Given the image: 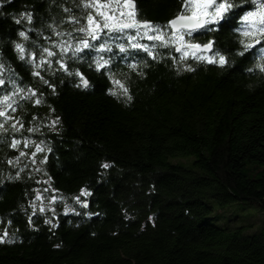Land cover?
Here are the masks:
<instances>
[{
    "label": "trees",
    "instance_id": "1",
    "mask_svg": "<svg viewBox=\"0 0 264 264\" xmlns=\"http://www.w3.org/2000/svg\"><path fill=\"white\" fill-rule=\"evenodd\" d=\"M232 2L190 38L214 41L220 65L129 41L134 29L73 56L62 48L87 38L75 31L82 0H0V264H264V220L207 221L212 200L264 216V43L245 49L254 5ZM135 4L168 35L182 11V0Z\"/></svg>",
    "mask_w": 264,
    "mask_h": 264
},
{
    "label": "snow or ice",
    "instance_id": "2",
    "mask_svg": "<svg viewBox=\"0 0 264 264\" xmlns=\"http://www.w3.org/2000/svg\"><path fill=\"white\" fill-rule=\"evenodd\" d=\"M254 5L253 10H250L244 14L242 20L244 21V31L242 35L248 38L251 42L245 43V49H251L256 44L264 43V0H250ZM83 7L90 9L85 17V26L75 29V31L84 33L87 38L80 39L75 45L67 44L62 48V51L67 53L72 52L73 56L81 53L84 49L95 48L96 46L90 41L101 40V34L105 33H126L127 30H136L137 35L143 31V36L148 40H155L161 43V46H175V51L182 53V59H187L189 56L196 60L205 61L210 64L218 63L224 65L227 63L226 57L220 55L218 52L213 51L214 41H208L205 44L194 43L192 38L194 33H198L201 29L207 28L208 25H215L227 18V14L233 10L235 4L232 0H182V11L175 18L168 22L165 26L171 30L168 35L164 29L158 25H152L148 21H141L137 19V11L135 0H82ZM65 11H70L65 9ZM25 19L31 21V14L25 16ZM74 22H79L75 17L71 18ZM19 23V21H17ZM154 33L149 35V33ZM59 35V33H58ZM71 35V34H69ZM20 36L27 39L26 33L21 32ZM188 37L189 39H186ZM136 35H129V41H135ZM132 48H143L144 51H149L147 45L138 43H130ZM16 49L20 53V58L24 59L25 48L22 44H16ZM119 50L124 52L126 49L123 44L118 45ZM48 57L56 55L53 51L45 48L43 50ZM97 51H111V47L105 43H101ZM264 51V49H262ZM211 53V55H206ZM33 61L35 57L33 56ZM44 63H50V61H41L37 67H41ZM108 60L96 61V68L100 70L108 65ZM3 65H0L2 69ZM60 67L67 71L66 66L61 61ZM191 70V69H189ZM264 70V67H262ZM72 74V73H69ZM36 76H40L39 71L35 73ZM80 76L81 84L84 87L88 86V81L80 73H75ZM4 83L3 79H0V85ZM47 83V81H45ZM126 91V89H125ZM35 95V92L32 93ZM7 99V98H5ZM37 104L41 103V100L35 101ZM0 116H5L4 112H0ZM58 123V121H56ZM21 127L23 125L21 124ZM3 125H0V129ZM15 128V125H13ZM31 131V129H30ZM19 141H15L12 147H16ZM37 151L42 149L37 148ZM108 167V165H104ZM87 195V193H83ZM79 199V198H77ZM87 207V205H84ZM0 242H3L0 239Z\"/></svg>",
    "mask_w": 264,
    "mask_h": 264
},
{
    "label": "rangeland",
    "instance_id": "3",
    "mask_svg": "<svg viewBox=\"0 0 264 264\" xmlns=\"http://www.w3.org/2000/svg\"><path fill=\"white\" fill-rule=\"evenodd\" d=\"M132 35V34H131ZM133 35H137V32ZM140 36H143V31L141 30ZM149 35H153L151 32ZM214 210L212 214L207 218V221H210L215 224L224 225V222L233 221V223H260L264 220V216L261 217V210L257 206H244L242 203H234L232 206L220 207L217 202L214 200L211 201ZM263 214V213H262ZM237 216H240L235 220Z\"/></svg>",
    "mask_w": 264,
    "mask_h": 264
},
{
    "label": "water",
    "instance_id": "4",
    "mask_svg": "<svg viewBox=\"0 0 264 264\" xmlns=\"http://www.w3.org/2000/svg\"><path fill=\"white\" fill-rule=\"evenodd\" d=\"M175 17H176V16H175ZM175 17H174V18H175ZM172 19H173V18H172ZM172 19H171V20H172ZM150 23H151V22H150ZM201 30H203V29H201ZM201 30H200V31H201ZM261 44H262V43H261ZM261 44H256L253 48H257V47L260 46ZM213 50H214V47H213ZM176 53L179 54V52H176Z\"/></svg>",
    "mask_w": 264,
    "mask_h": 264
}]
</instances>
